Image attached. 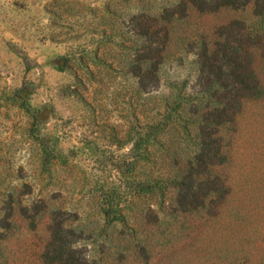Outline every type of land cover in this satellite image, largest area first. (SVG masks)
<instances>
[{"label":"rangeland","instance_id":"rangeland-1","mask_svg":"<svg viewBox=\"0 0 264 264\" xmlns=\"http://www.w3.org/2000/svg\"><path fill=\"white\" fill-rule=\"evenodd\" d=\"M55 221L88 264H264V0H0V264Z\"/></svg>","mask_w":264,"mask_h":264},{"label":"trees","instance_id":"trees-1","mask_svg":"<svg viewBox=\"0 0 264 264\" xmlns=\"http://www.w3.org/2000/svg\"><path fill=\"white\" fill-rule=\"evenodd\" d=\"M103 213L105 218L109 217L108 210H103ZM114 220L116 219L112 217L108 222ZM67 234H71L70 231L64 230L59 221L52 224L50 248L43 253L44 260L48 264H88L78 250L69 247L71 239Z\"/></svg>","mask_w":264,"mask_h":264}]
</instances>
